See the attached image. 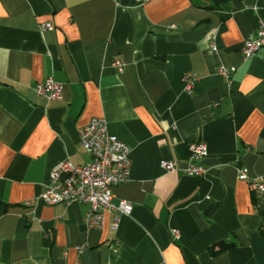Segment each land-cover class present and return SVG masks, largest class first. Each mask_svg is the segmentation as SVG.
I'll return each instance as SVG.
<instances>
[{"label": "crops", "instance_id": "obj_1", "mask_svg": "<svg viewBox=\"0 0 264 264\" xmlns=\"http://www.w3.org/2000/svg\"><path fill=\"white\" fill-rule=\"evenodd\" d=\"M202 6L0 0V264H264V194L239 174L264 178V46L250 59L241 51L264 25V0ZM221 65L234 68L230 81ZM49 77L61 101L36 93ZM93 118L131 147L113 202L134 209L116 227L112 213L90 229L89 205L40 199L62 161L91 163L79 129ZM196 141L208 146L205 176L163 170L184 169Z\"/></svg>", "mask_w": 264, "mask_h": 264}, {"label": "built area", "instance_id": "obj_2", "mask_svg": "<svg viewBox=\"0 0 264 264\" xmlns=\"http://www.w3.org/2000/svg\"><path fill=\"white\" fill-rule=\"evenodd\" d=\"M117 1V0H116ZM141 1V0H140ZM50 22L41 24L42 30L52 29ZM175 28V26H171ZM264 46V25L257 32L251 34L242 44V54L245 59L255 56ZM212 51L218 52L215 43ZM125 62L116 60L114 67L119 74L124 73ZM234 68L221 65L218 73L227 81L232 79ZM194 79L184 77L185 90L191 92ZM63 84L53 77L47 78L35 86L39 96L49 102H58L63 98ZM218 105V104H216ZM80 141L83 149L89 154L92 161L86 165H74L70 160H64L51 172V181L46 186L40 199L48 206L60 204H86L89 210L84 222L90 229H99L104 224L105 214L112 213L115 217V227L121 216H130L134 206L127 200L113 202V190L116 186L129 182L132 166L131 147L109 132L107 121L104 118H93L84 127L79 129ZM190 156L184 169L178 168L173 161H164L161 167L165 172L182 171L188 176L202 177L207 170L200 162L208 155V146L205 142L196 141L189 144ZM240 178L248 182L252 192L264 194V178H252L246 170L239 171ZM179 237V233L174 231ZM79 252L85 246L76 248Z\"/></svg>", "mask_w": 264, "mask_h": 264}, {"label": "trees", "instance_id": "obj_3", "mask_svg": "<svg viewBox=\"0 0 264 264\" xmlns=\"http://www.w3.org/2000/svg\"><path fill=\"white\" fill-rule=\"evenodd\" d=\"M203 2L207 3V6L203 8L207 9V10H215L217 6L222 5V4H226L228 3L230 0H202ZM220 246V249L225 250L228 249L229 247H231V245L226 244L225 242L219 243L218 244Z\"/></svg>", "mask_w": 264, "mask_h": 264}, {"label": "bare ground", "instance_id": "obj_4", "mask_svg": "<svg viewBox=\"0 0 264 264\" xmlns=\"http://www.w3.org/2000/svg\"><path fill=\"white\" fill-rule=\"evenodd\" d=\"M105 119V118H104Z\"/></svg>", "mask_w": 264, "mask_h": 264}]
</instances>
